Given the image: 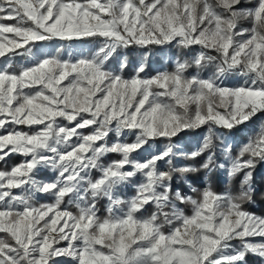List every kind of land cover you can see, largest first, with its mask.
Masks as SVG:
<instances>
[{"label":"snow or ice","instance_id":"snow-or-ice-1","mask_svg":"<svg viewBox=\"0 0 264 264\" xmlns=\"http://www.w3.org/2000/svg\"><path fill=\"white\" fill-rule=\"evenodd\" d=\"M170 44L191 57L150 74L147 49ZM261 113L264 0H0V264H264V216L244 207L264 122L235 155L224 135ZM216 168L238 194L173 189Z\"/></svg>","mask_w":264,"mask_h":264},{"label":"trees","instance_id":"trees-1","mask_svg":"<svg viewBox=\"0 0 264 264\" xmlns=\"http://www.w3.org/2000/svg\"><path fill=\"white\" fill-rule=\"evenodd\" d=\"M245 3L249 0H244ZM244 26H248L245 23ZM144 53L143 49L140 48H130L127 50H122L121 55L127 58L128 68L131 71L140 61ZM192 55V52L189 50L180 48L175 44L165 45V46H150L147 49V71L150 74H154L157 70H171L173 68V62L177 58L180 60L189 59ZM190 73L193 71L189 70ZM264 119V113L258 114L251 121L255 124L254 128L249 127L248 125H241L233 129L231 132L224 131V134L230 135L234 142L232 145L233 155L236 154L239 147L248 140L258 130V125ZM204 131L202 138L195 145L194 138L197 133ZM223 131V130H222ZM207 134V128H202L195 132H188L181 136L180 141L183 143L185 151L194 150L203 140V137ZM216 152V157L218 160L223 161L222 155V145L219 139L214 138V149ZM207 153H205V156ZM117 158L114 154H110L105 158V163L110 162L111 160ZM22 157L19 155H10L6 157L7 166L11 167L14 164L20 162ZM204 157L198 158L196 161H181V163H195L197 166L203 161ZM226 162V161H225ZM4 162H0V168H3ZM43 176H50L51 173L47 170L41 173ZM241 176H236L229 180L225 175H223L222 170L216 168L210 175H207L204 171L198 173L189 174L186 180H182L179 177L174 178L173 180V189L180 188L182 192L189 193L191 187H196L202 189L205 184L210 183L211 186L218 192L230 190L233 194H238L240 190ZM252 187L254 188V193L252 196L251 202H246L244 207L246 210L256 213L257 215L264 216V163H258L255 169L253 170L252 177ZM124 196H130L133 194L134 190L128 186L121 190ZM98 207L100 208L101 215L104 214L105 204L103 201L99 202ZM149 208V212H151ZM186 211H190V206H185ZM234 244H238V241H234ZM249 264H262L260 260L253 256L248 257Z\"/></svg>","mask_w":264,"mask_h":264},{"label":"rangeland","instance_id":"rangeland-1","mask_svg":"<svg viewBox=\"0 0 264 264\" xmlns=\"http://www.w3.org/2000/svg\"><path fill=\"white\" fill-rule=\"evenodd\" d=\"M243 82V78L242 77H238V76H230L227 80H226V84L228 85V86H230V87H233V86H238L240 83H242ZM263 121H264V119H263ZM253 121H250V122H248V123H246V124H243V125H248L249 127H251V128H254L255 127V124L254 123H252ZM203 133H204V131L202 130L201 132H199V133H197V135H196V137L194 138V143H195V145L197 144V142L202 138V136H203ZM228 139H227V142L228 143H230V144H233V142H234V139L230 136V135H228V134H224ZM162 146V145H161ZM180 146H181V148L184 150V146H183V143L180 141ZM5 151H7V150H5ZM12 155H16V154H12ZM225 162V161H224ZM180 163H181V161H180ZM226 163V162H225ZM222 173H223V175H225L226 174V172L224 171V170H222ZM189 189H191V186H189ZM187 194V193H186ZM131 196V195H130ZM257 239H259V238H257Z\"/></svg>","mask_w":264,"mask_h":264}]
</instances>
